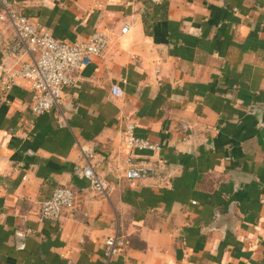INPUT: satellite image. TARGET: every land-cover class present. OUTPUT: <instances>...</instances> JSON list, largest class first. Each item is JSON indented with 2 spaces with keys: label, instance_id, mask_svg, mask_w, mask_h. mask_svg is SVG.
Returning a JSON list of instances; mask_svg holds the SVG:
<instances>
[{
  "label": "crops",
  "instance_id": "1",
  "mask_svg": "<svg viewBox=\"0 0 264 264\" xmlns=\"http://www.w3.org/2000/svg\"><path fill=\"white\" fill-rule=\"evenodd\" d=\"M7 6L57 40L104 32L110 45L76 74L59 111L31 115L26 82L0 104V264H264V0ZM1 28L0 67L29 62ZM127 123L161 150L129 154ZM81 150L106 194L83 177ZM130 166L148 177L129 182ZM57 187L75 193V207L43 220ZM116 235L128 245L106 262Z\"/></svg>",
  "mask_w": 264,
  "mask_h": 264
},
{
  "label": "built area",
  "instance_id": "2",
  "mask_svg": "<svg viewBox=\"0 0 264 264\" xmlns=\"http://www.w3.org/2000/svg\"><path fill=\"white\" fill-rule=\"evenodd\" d=\"M7 24L15 34V43L10 52L18 57L28 56L29 62H22L16 67H0V104L4 103L7 94L18 82H26L32 94L30 111L34 117L42 116L54 110H60L64 92L74 87L76 74L79 73L93 58L102 57L108 50L110 38L104 32H96L85 41L57 40L49 31L39 32L36 25L26 16L12 11L7 0H0V44L3 41L2 26ZM125 26L121 33H127ZM112 95L121 97L122 91L112 87ZM135 124L127 123L123 129L122 142L131 154L134 151L159 152L161 149L148 138L137 137L134 133ZM85 166L83 177L89 182L90 188L99 193H107L106 181L94 171L90 160L93 154L81 150ZM130 159V158H129ZM128 159V163H130ZM148 172L136 166L125 171L129 182L145 180ZM75 207V193L68 187H57L51 197L42 203L40 218L58 222L65 211ZM128 242L124 237L114 236L104 243V258L110 262L126 249Z\"/></svg>",
  "mask_w": 264,
  "mask_h": 264
}]
</instances>
